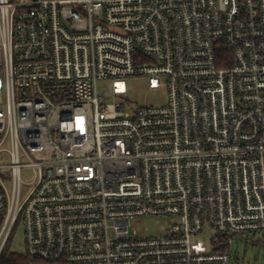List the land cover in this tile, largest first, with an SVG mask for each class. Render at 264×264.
Masks as SVG:
<instances>
[{
    "label": "built area",
    "instance_id": "built-area-1",
    "mask_svg": "<svg viewBox=\"0 0 264 264\" xmlns=\"http://www.w3.org/2000/svg\"><path fill=\"white\" fill-rule=\"evenodd\" d=\"M20 225L31 264L264 240V0H0V256Z\"/></svg>",
    "mask_w": 264,
    "mask_h": 264
},
{
    "label": "rangeland",
    "instance_id": "rangeland-1",
    "mask_svg": "<svg viewBox=\"0 0 264 264\" xmlns=\"http://www.w3.org/2000/svg\"><path fill=\"white\" fill-rule=\"evenodd\" d=\"M128 90L131 100V104L136 107H159L166 103V94L163 91H159L156 95L150 91L147 87V81L145 79H129ZM105 85L101 84L100 89H104ZM25 183H30L33 180V176L30 173H25L23 177ZM31 190L30 187L24 186V193L28 194ZM162 224L164 221H161ZM161 224H157L155 220H144L143 224L139 228H148L149 234H155L159 231ZM210 234L204 236V241L207 244ZM11 249L13 252L24 254L25 242H24V228L20 225L16 230L12 240ZM234 257L233 264H264V240L263 238L250 241L248 244L238 242L234 245ZM247 250L246 256L244 251ZM236 257H239L238 259Z\"/></svg>",
    "mask_w": 264,
    "mask_h": 264
},
{
    "label": "trees",
    "instance_id": "trees-1",
    "mask_svg": "<svg viewBox=\"0 0 264 264\" xmlns=\"http://www.w3.org/2000/svg\"><path fill=\"white\" fill-rule=\"evenodd\" d=\"M222 250L224 251L225 248ZM0 257V264H31L29 257L25 253L20 254L13 252L11 249V244H9V246L3 251Z\"/></svg>",
    "mask_w": 264,
    "mask_h": 264
},
{
    "label": "water",
    "instance_id": "water-1",
    "mask_svg": "<svg viewBox=\"0 0 264 264\" xmlns=\"http://www.w3.org/2000/svg\"><path fill=\"white\" fill-rule=\"evenodd\" d=\"M246 254H247V250L244 251V256H246ZM236 258L238 259L239 257H236Z\"/></svg>",
    "mask_w": 264,
    "mask_h": 264
}]
</instances>
